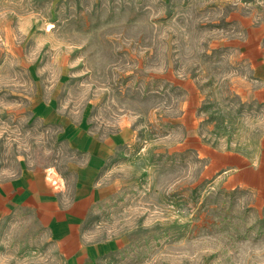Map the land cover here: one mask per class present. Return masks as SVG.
I'll return each instance as SVG.
<instances>
[{
    "label": "rangeland",
    "instance_id": "obj_1",
    "mask_svg": "<svg viewBox=\"0 0 264 264\" xmlns=\"http://www.w3.org/2000/svg\"><path fill=\"white\" fill-rule=\"evenodd\" d=\"M41 175L57 253L6 210ZM6 262L264 264V0H0Z\"/></svg>",
    "mask_w": 264,
    "mask_h": 264
},
{
    "label": "crops",
    "instance_id": "obj_2",
    "mask_svg": "<svg viewBox=\"0 0 264 264\" xmlns=\"http://www.w3.org/2000/svg\"><path fill=\"white\" fill-rule=\"evenodd\" d=\"M97 174V168L94 165V162L89 161L82 164L76 171V182L77 186L81 190L77 197L83 200H86L87 197H90V191H92V181ZM18 186L19 190L15 196L6 194V210L12 207L27 208L38 206V209H42L46 212L45 221L47 222L48 229L46 235L44 236V241L47 243L46 247L49 248L50 253H57L59 250V234L58 231H55L58 225V198L54 189L49 185L44 177L41 175V182L33 185L31 182L20 180L18 183L14 182V186ZM85 187V188H84ZM77 204V205H76ZM82 203H74L73 206H81ZM39 205H42V208H39ZM74 207L72 211L74 210ZM10 210V209H9ZM74 214V213H72ZM74 215H71L73 219ZM39 220L42 219V215L37 214ZM41 243H43V236L41 237ZM25 241L21 242L18 240L16 245L10 247L11 241L6 242V253H14L18 248L21 247V244L24 245ZM31 239L29 243H31ZM41 243L39 247L42 248ZM20 250V249H19ZM18 250V251H19ZM27 251V250H26ZM6 264H11L6 262Z\"/></svg>",
    "mask_w": 264,
    "mask_h": 264
}]
</instances>
